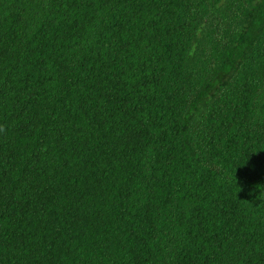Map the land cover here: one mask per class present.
<instances>
[{
  "label": "trees",
  "instance_id": "16d2710c",
  "mask_svg": "<svg viewBox=\"0 0 264 264\" xmlns=\"http://www.w3.org/2000/svg\"><path fill=\"white\" fill-rule=\"evenodd\" d=\"M0 264H264V0H0Z\"/></svg>",
  "mask_w": 264,
  "mask_h": 264
}]
</instances>
